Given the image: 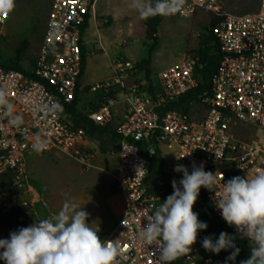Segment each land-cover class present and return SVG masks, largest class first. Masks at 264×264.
<instances>
[{
  "label": "built area",
  "instance_id": "1",
  "mask_svg": "<svg viewBox=\"0 0 264 264\" xmlns=\"http://www.w3.org/2000/svg\"><path fill=\"white\" fill-rule=\"evenodd\" d=\"M98 1L51 0L30 73L0 66V93L6 101L0 104V167L14 173L12 187L0 194V212L11 208L18 195H26L24 206L35 207L43 202L28 174L31 153L67 155L83 170L94 166L96 153L81 146L86 136L75 129L69 106L77 94L80 100L89 87L80 83L81 42L85 25L90 28L97 22ZM10 11L0 12V25L7 21ZM198 11L217 19L213 34L219 43L221 61L210 91L200 94L198 103L191 102L189 111L170 106L199 86L203 65L195 55H185L179 63L161 71L152 92L144 80L132 81L135 74L143 75L138 68L140 61L118 56L111 60L113 75L103 84L89 87L102 90L103 97L83 109L79 103V109L96 125L116 123V132L122 139L114 179L118 220L105 239L115 240L119 246L121 254L115 264H158L156 246H144L138 232L147 223L146 217L168 197L148 190L147 159L129 138L153 137L161 148L175 146L172 171L178 164L188 170H193V162L203 164L205 171L217 173L215 191H220L223 183L219 172L227 182L234 176L246 177L247 173L264 170V0L255 12L246 14L225 12L222 0H183L169 15L191 18ZM248 130L255 133L248 140L242 139ZM37 142L42 145L41 151L33 149ZM205 190L215 215L250 246L248 239L241 238L222 218L215 207V193ZM204 237H198L190 254L171 264H225L226 257L203 248Z\"/></svg>",
  "mask_w": 264,
  "mask_h": 264
},
{
  "label": "rangeland",
  "instance_id": "2",
  "mask_svg": "<svg viewBox=\"0 0 264 264\" xmlns=\"http://www.w3.org/2000/svg\"><path fill=\"white\" fill-rule=\"evenodd\" d=\"M152 2L154 3L155 0ZM260 2L261 0H222V6L227 13L246 14L255 12ZM129 3L130 0L98 1L97 22H93L85 34L87 69L83 77L84 86L93 88L109 79L113 75L111 60L118 56L135 62L151 61L154 81L161 71L179 63L185 55L201 58L199 54L201 41L208 35L207 27L212 18L209 13L198 11L191 18L160 15L158 43L150 55L152 41L147 37L146 22L151 16L142 18L138 10L129 7ZM50 6L51 0L14 1L9 18L0 25V66L18 64L27 70L32 68V62L36 58L39 43L43 37ZM103 20L108 22L103 23ZM25 41L29 44L28 48L19 56L18 49ZM143 80V75L139 73L133 76L132 81L139 83ZM102 97V90L87 91L85 89L80 96V105L83 107L95 103ZM254 133L248 130L241 135V138L248 140ZM81 146L96 153L95 165L91 169L82 170L78 163L67 155H44L34 161L32 168L34 174L36 176L45 174L47 177L45 184L47 192L42 196L43 202L36 204L35 207L24 206L22 201L26 195L16 196L11 208L0 212V239H8L11 232L58 213L66 202L62 197V189L63 192L68 193L70 203L83 207L90 214L89 223L94 222L92 226L100 229L101 239H106L116 217L109 206L106 209L102 207L96 193L91 190L101 181L97 179L88 181L83 176L99 174L106 178V181L112 180L117 151L109 149L103 152L100 141L89 137H84ZM161 152L166 166H173L177 148L164 146ZM30 157H28L29 162ZM169 170L172 171L171 168ZM4 172L6 171L0 167V175ZM37 179L34 178L36 185H38ZM4 183L5 178L0 177V193L5 190ZM20 208L23 211L15 221L4 220L5 215L15 214ZM0 264L4 262L0 260Z\"/></svg>",
  "mask_w": 264,
  "mask_h": 264
},
{
  "label": "clouds",
  "instance_id": "3",
  "mask_svg": "<svg viewBox=\"0 0 264 264\" xmlns=\"http://www.w3.org/2000/svg\"><path fill=\"white\" fill-rule=\"evenodd\" d=\"M183 0H130L129 7L139 11L142 18L154 15H169L175 12ZM13 0H3L0 12L10 11ZM6 103L0 93V104ZM11 106L9 105V109ZM35 151L42 145L33 144ZM190 154V153H189ZM188 155V154H187ZM178 157L177 159H181ZM189 173L184 165H176L175 171L183 177L172 181L173 193L156 206L147 223L138 232V240L146 247L156 246L158 264H171L177 258L191 253L201 230L208 225L199 219L194 206L201 188L215 193V207L229 226L234 227L241 238H247L250 255L240 264H264V170L246 177L234 176L224 182L220 191H215L217 173L205 171L203 164L193 162ZM89 213L75 204L65 202L58 213L35 221L10 233V238L0 239V260L4 264H115L120 255L115 240H102L99 228L89 223ZM236 237L221 232L218 239L204 237L203 248L219 254L221 250L233 249L226 258L235 261L240 249Z\"/></svg>",
  "mask_w": 264,
  "mask_h": 264
},
{
  "label": "trees",
  "instance_id": "4",
  "mask_svg": "<svg viewBox=\"0 0 264 264\" xmlns=\"http://www.w3.org/2000/svg\"><path fill=\"white\" fill-rule=\"evenodd\" d=\"M161 23V16L154 15L151 16L150 19L146 22V30L147 37L152 41L150 46V55L153 50H155L158 43V28ZM217 23L216 18H211L209 27H207V37H204L201 41L199 54L201 56V63L203 68L199 70L200 73V83L199 86L189 93H186L178 101L171 104L170 109H179L183 111H189L191 109V102L198 103V97L200 94L206 91H210L211 89V81L212 77L219 66L221 61V53L219 50V43L216 37L213 34V29ZM89 29V25L86 24L83 31V40L81 42L82 47V56H83V64H82V76L80 79V83L83 82V77L85 76L87 69V50L85 46V34L86 30ZM28 42L25 41L20 48L18 49V55L20 56L25 50L28 48ZM34 65V61L32 62V66ZM1 67L6 69H14L18 71H22L25 73H30V70L25 69L21 65H2ZM138 68L144 76V82L146 83L147 88L150 92L155 89L154 86V78L152 77L151 70V61L143 62L141 61L138 64ZM87 91L90 90L89 87L86 88ZM79 95L77 94V98L75 102L69 106V110L72 114L74 126L76 130H80L84 133L86 137L96 139L101 143V151L105 152L109 149H113L118 152L121 144V137L116 132V123L111 125L101 127L96 125L92 120H90L86 114H84L79 109ZM91 106V105H90ZM129 141L138 146L142 155H144L147 159V171L148 175L146 177V185L148 190L154 194H163L164 196H169L173 193L172 181L176 180L177 183L182 179L183 173L176 171H169L167 169L163 154L161 152V145L156 138H149L146 140H139L135 137L129 138ZM154 150V153H151V150ZM0 152V156H1ZM191 173L192 170H188ZM0 177L5 178V183L3 187L5 191L9 190L13 184L14 173L11 170L4 172ZM1 194V193H0ZM22 208L18 209V213L15 214H7L4 216V220L6 222L15 221L20 213H22ZM194 211L198 213L199 219L202 222H206L208 227L206 230H201L199 233L201 235L211 236L214 240L218 239L221 232H226L230 236L236 237L226 226V224L218 218L214 211L213 207L208 201L206 197L205 188H201L200 194L198 197V201L194 206ZM236 246L240 249L239 255L235 259L236 264H240V261L246 260L250 255V246L241 242L238 237L235 239ZM233 249L221 250L219 254H214L218 256L228 257L232 253Z\"/></svg>",
  "mask_w": 264,
  "mask_h": 264
},
{
  "label": "crops",
  "instance_id": "5",
  "mask_svg": "<svg viewBox=\"0 0 264 264\" xmlns=\"http://www.w3.org/2000/svg\"><path fill=\"white\" fill-rule=\"evenodd\" d=\"M87 106L88 105L82 107L80 105V109L86 108ZM56 154L57 155H62V154H59V153H48V154H43V155L31 153L29 155L31 157L29 159L30 162L27 161V169H28L30 182H31V184L34 187H36L38 189V191L42 194V196H44V193L47 192V187L45 186L47 177H46L45 174L44 175L43 174L42 175H38V176H36L34 174V171L32 170L33 165H34V161H36L38 157L41 158L44 155H56ZM33 155H35V157H33ZM95 161L96 160H94V165H95ZM167 162L172 163L170 161H167ZM169 168L172 169V166H167L168 170H169ZM116 171H117V152H116V156H115V172L113 174V179L112 180L106 181L105 180L106 178L100 176L99 174H94L93 176H90V177L83 176V178H85L88 181H93L94 179H97V181H101V183H98L97 185H94L95 188H91V190H93V192L96 193V197H97L98 201H100L102 207L104 209H106L109 206L110 210L114 213L116 219L113 222V225H112L111 228H113V226L116 224V222L118 220L117 210H118V206H119V199H118V195L116 194V192L114 190V179H115ZM34 178L35 179L38 178L37 179L38 185H36V183L34 182ZM84 191H87V190H84ZM62 197H63L64 201L70 203V199L68 198L69 195H68V193H66V191L63 192V189H62Z\"/></svg>",
  "mask_w": 264,
  "mask_h": 264
},
{
  "label": "water",
  "instance_id": "6",
  "mask_svg": "<svg viewBox=\"0 0 264 264\" xmlns=\"http://www.w3.org/2000/svg\"><path fill=\"white\" fill-rule=\"evenodd\" d=\"M135 138L136 139H139V140H146V139H144L143 137H141V136H135ZM155 151L152 149L151 150V153H154Z\"/></svg>",
  "mask_w": 264,
  "mask_h": 264
},
{
  "label": "snow or ice",
  "instance_id": "7",
  "mask_svg": "<svg viewBox=\"0 0 264 264\" xmlns=\"http://www.w3.org/2000/svg\"><path fill=\"white\" fill-rule=\"evenodd\" d=\"M0 3H3V0H0Z\"/></svg>",
  "mask_w": 264,
  "mask_h": 264
}]
</instances>
